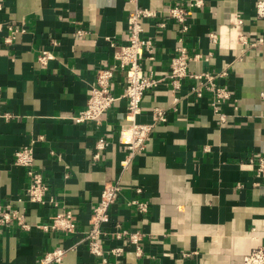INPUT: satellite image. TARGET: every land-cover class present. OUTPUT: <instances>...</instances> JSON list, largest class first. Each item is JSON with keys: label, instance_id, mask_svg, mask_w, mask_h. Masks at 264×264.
<instances>
[{"label": "crops", "instance_id": "obj_1", "mask_svg": "<svg viewBox=\"0 0 264 264\" xmlns=\"http://www.w3.org/2000/svg\"><path fill=\"white\" fill-rule=\"evenodd\" d=\"M187 1L0 0V203L24 210L29 224L0 228V264H34L46 250L81 240L103 185L115 180L125 188L103 227L140 232L141 252L125 237L105 236L103 247H121V254L106 253L102 262L79 241L60 264H242L245 254L264 245V178L243 163L264 141V46L235 43L231 29L239 18V30L249 40L264 37V18L255 14L256 0H203L191 10L189 30L179 42L180 25L162 12ZM136 5L159 12L143 20L142 35L153 40L152 58L145 52L141 59L145 72L164 78L182 43L190 55H199L189 61L190 73L226 71L215 81L232 99L221 104L222 122L207 89L200 96L190 92L193 77L177 89L162 81L146 91L137 121L151 122L156 106L164 108L165 120L154 125L145 149L123 168L125 148L117 133L126 100L118 98L100 124L76 123L72 116L85 106L97 69L113 63L107 38L125 42V21ZM161 19L163 27L157 25ZM78 28L87 33L77 36ZM210 33L221 38L212 42ZM42 48L54 53L45 65L36 60ZM124 83V72L114 69L113 93L119 95ZM98 136L109 144L93 160ZM25 145L32 146L34 167L47 185L41 204L22 197L28 177L13 158ZM134 196L147 201L145 213L127 204ZM62 205L75 215V232L37 226Z\"/></svg>", "mask_w": 264, "mask_h": 264}, {"label": "built area", "instance_id": "obj_2", "mask_svg": "<svg viewBox=\"0 0 264 264\" xmlns=\"http://www.w3.org/2000/svg\"><path fill=\"white\" fill-rule=\"evenodd\" d=\"M136 2V0H128ZM203 0H189L184 5L174 4L168 5L164 9L165 18L175 20L179 25V42L183 40L184 34L189 30V18L193 8H201ZM255 14L259 18H264V0H256L254 3ZM159 12L135 6L129 11L125 21V42L117 43L112 38H107L109 46L113 48L111 66L98 68L95 75L94 83L89 86L87 91L85 106L76 112L72 119L76 123L91 121L95 124H100L103 120L102 115L113 106L115 101L122 97L126 100V112L124 115V124L120 125L117 133V142L125 148V158L121 161V166L124 168L136 154L141 153L150 139L152 128L157 122L165 120L164 108L156 106L152 111V120L148 123L137 121L136 116L141 111V99L146 91L155 90L162 81H168L173 89L181 86L182 80L186 77L195 78V84L191 86L190 92L200 96L203 89H207L212 97L209 105L214 114L220 121L224 122L226 116L221 111V104L232 99L231 91L225 86L219 85L215 81L216 76L225 75L226 71L222 70L216 74L209 72L190 73L188 71V63L190 60L197 59L199 55H190L186 47L181 43L176 47L175 53L170 58L169 69L164 78L155 76L151 71L145 72L141 59L146 52L148 58H152L153 40L144 37L143 20L147 17H157ZM164 18V19H165ZM161 19L157 22L159 27L165 25V20ZM241 19L235 20V43L248 45L249 47L264 46V37L258 36L252 40L239 30ZM10 29L12 26H8ZM229 28H227L228 30ZM17 29L14 28V32ZM20 31H23L21 28ZM87 33L85 29L78 28L75 30L77 36H83ZM221 36V35H220ZM214 33H210L209 37L212 42H216L217 38H221ZM51 44L55 46L57 42L51 40ZM54 58L52 50L42 48L39 50L36 60L38 63L45 65ZM119 68L124 72L125 83L119 95L113 93L112 79L114 69ZM264 97V92H261ZM234 108L236 105L233 106ZM264 117V114H262ZM109 144V140L104 136H98L95 140L94 151L92 154L93 160H98L102 156V152ZM14 163L23 166L27 173V184L23 190V200L30 203H44L47 191V185L43 180L42 174L34 167V157L32 146L25 145L18 148L14 153ZM248 167L253 168L257 179L264 178V141L262 148L256 153L254 158H249L243 162ZM257 184V181L254 183ZM125 187L119 180L106 182L99 194L97 203L92 207L91 216L89 219V227L83 231L81 242L87 246L89 253L95 257H99L102 262L106 260L105 254L119 255L123 249L121 247H111L106 250L103 247V238L112 236L114 238H127L135 245L136 252H141L142 234L137 231L128 229L116 228L113 231L104 229L103 224L110 220V205L122 194ZM134 191L139 194L140 186H135ZM22 198L18 199L21 200ZM53 205H57V201L49 198ZM127 204L133 206L139 213H145L148 210V203L137 196L129 198ZM15 223L21 228H28L29 224L25 221V211L14 208L10 203H0V228L8 224ZM117 225V224H116ZM45 230H52L64 233H72L77 229L76 218L73 212L65 207L60 206L51 216L47 223L38 224ZM118 226V225H117ZM79 241H75L68 247L56 246L46 250L34 264H60L64 255L69 249L76 247ZM242 264H264V245H259L251 249L242 257Z\"/></svg>", "mask_w": 264, "mask_h": 264}]
</instances>
